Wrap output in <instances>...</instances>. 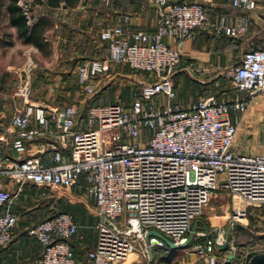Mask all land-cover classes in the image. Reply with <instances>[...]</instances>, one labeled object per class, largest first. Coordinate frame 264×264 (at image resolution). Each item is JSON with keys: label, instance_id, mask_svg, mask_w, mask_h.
<instances>
[{"label": "built area", "instance_id": "1", "mask_svg": "<svg viewBox=\"0 0 264 264\" xmlns=\"http://www.w3.org/2000/svg\"><path fill=\"white\" fill-rule=\"evenodd\" d=\"M102 1L109 5L114 0ZM147 1L157 10L153 33L106 26L100 32L106 56L83 61L76 71L77 84L89 98L101 89L93 81L113 64L132 73H147L149 80L141 84L139 96L128 106L115 102L58 111L30 104L34 62L26 60L16 90L26 105L10 119L16 131L11 142L16 159L8 161L9 142L0 139V161L8 162L0 166V206L10 201L2 178L76 189L93 200L97 215L96 243L86 254L90 264H124L133 254L148 264L154 249L167 247L155 236L146 238L149 231L181 244L209 200L224 194L231 202L230 220L218 227L205 224L208 231L197 230L182 264H230L239 250L232 238L235 230L226 240L228 230L234 224L244 227L241 221L247 208L264 206V153L234 149L240 115L256 96L264 95V44L243 52L239 62L222 73L237 94L245 97L229 102L207 97L178 104L174 76L184 42L194 39L199 30L216 37H240L248 30V19L240 16L233 23L222 15L211 23L208 10L195 0ZM19 5L30 21L28 4L20 1ZM231 6L252 11L256 2L231 0ZM159 97L161 103L156 102ZM230 112L235 113L233 119ZM37 142L45 143L53 153L54 165L26 157L29 146ZM17 222L8 209L0 216V248L11 241ZM77 230L68 213H57L29 228L27 235L42 246L32 264H76L67 239ZM200 236L203 243L194 244Z\"/></svg>", "mask_w": 264, "mask_h": 264}, {"label": "crops", "instance_id": "2", "mask_svg": "<svg viewBox=\"0 0 264 264\" xmlns=\"http://www.w3.org/2000/svg\"><path fill=\"white\" fill-rule=\"evenodd\" d=\"M116 1L122 5L118 6L114 1L106 5L102 0H78L72 6H67L64 2H59L55 7L48 6L44 1L34 4L37 9L33 18L44 25L41 37L52 50L50 55H53L57 61L59 76L55 77H51L49 70L39 71L41 70L39 60H42L46 54L33 44L23 43L18 37V29L10 24V15L6 10L10 1L2 2L3 6H0V139L9 142L6 149L9 162L18 156L11 147L16 131L10 127V119L16 111L26 105L25 101L16 95V90L22 77L21 69L28 58L34 62V67L30 75V94L27 102L48 110L62 111L67 106L76 107L74 101L77 93L69 82L70 71L73 69L72 73H75L74 68L76 67L77 71L83 61L106 56V45L100 39V32L104 27L121 25L129 32L155 31L157 10L151 3L147 0ZM195 1L208 10L211 23H215L222 15L230 17L233 23L238 17L244 16L248 19V30L238 38L216 37L210 31L199 30L195 32L194 39L184 42V54L174 76L175 102L181 105L216 95L218 91L215 88L219 87L220 77H224L223 71L237 64L244 51L264 44V0H255L256 7L252 11L233 8L231 0ZM125 16L128 17L127 21L122 20ZM167 43L175 45L172 41ZM66 67H70L68 73L64 71ZM191 68L199 69L200 72L190 71ZM180 75L183 77L179 81ZM74 78L77 82L76 74ZM185 80L189 81L187 95L179 90V84H183ZM52 82H54L53 86H45ZM104 88L103 86L102 95L107 92ZM102 95L97 97L96 102L102 99ZM237 96L243 98L245 94L240 93ZM214 98L225 102L233 100L229 96L222 100V95ZM260 107L264 109V95L253 99L244 116L245 121L240 122L237 132L248 134L256 131L258 126L263 128L264 125H260L261 117L256 116L254 112ZM234 115L233 112L229 114L231 119ZM249 127L253 129L249 130ZM256 140L255 135L248 140L251 143L244 141L237 143L235 138L234 149L248 154L264 153L262 136L260 143H255ZM26 157L36 158L45 166L55 164L53 153L42 142L31 144ZM6 163H8L6 160L0 161V166L4 168ZM2 182L10 195V201L8 205L0 206V216L8 209L18 217V222L11 241L0 248V264H32L40 255L42 246L27 235V230L57 213L70 214L78 226L76 235L67 239L74 252L76 264H90L86 254L95 246L97 237L95 230L97 215L91 198L83 194L82 203L75 202L68 209L69 211L55 212L54 205L57 200L51 194V190L55 188L18 184L8 178H2ZM235 234L236 229L232 234L234 243ZM238 250L236 259L230 264H248L255 255H264V240L251 242ZM176 252L172 251L169 254L171 256ZM169 257L167 259L165 257L164 260H168Z\"/></svg>", "mask_w": 264, "mask_h": 264}, {"label": "rangeland", "instance_id": "3", "mask_svg": "<svg viewBox=\"0 0 264 264\" xmlns=\"http://www.w3.org/2000/svg\"><path fill=\"white\" fill-rule=\"evenodd\" d=\"M6 2L7 0H0V6H3L2 2ZM21 3L24 5L27 3L28 10L30 15L33 17L35 13V9H37L32 2L33 0H19L18 4ZM114 3L118 6H121L122 4L116 0H114ZM238 38V37H237ZM52 50L47 47L45 49L46 54L42 60H39V70L40 72L43 71V69L49 70L48 73L51 75V77L59 76V70L57 68V61L56 58L53 57V55H50ZM114 66H110L108 71L99 76L98 79L94 80L93 83L98 82V89L101 88L98 93L93 96L92 98H89L86 96L82 89L77 84L74 76L76 74V67L74 68L75 73H72V70L70 71V67H66L64 71L68 73V71L71 72V78H70V85L75 87L77 98L74 101V104L76 103V108L81 111L85 110V108L88 105H92L97 97L99 95H102V88L105 87L107 92L103 94L102 99H98L95 103L96 105L101 104H109V103H115L119 102L124 106H128L132 103L134 99H136L139 96L141 84L143 82H146L149 80V75L145 73H132L130 72L125 66L121 64H113ZM58 72V73H57ZM183 76H179L178 80L182 79ZM189 81L185 80L183 84H179V90L183 92V94L187 95L188 92V85ZM54 82L49 83V85L45 84V86H53ZM218 86L215 88L217 92L216 95H212L213 97L222 95V100H225L228 96L232 99H234L237 96V93L235 92L233 86L231 85L230 81L225 79L224 77H220L218 81ZM44 87V86H43ZM47 87V88H48ZM263 96V95H258ZM256 96V97H258ZM255 97V98H256ZM158 103L162 102V98L159 97ZM256 116L261 117V124L264 125V109L259 108L256 111ZM249 113V111L247 112ZM245 114L240 115L241 123L245 121ZM255 116V117H256ZM248 120V118L246 119ZM249 130L253 129V127H249ZM264 132V126L263 128H260L259 126L256 127V131L253 133H244V132H237L236 135V142L238 143H251V138L256 137L255 143H260L261 136ZM244 141V142H243ZM254 141V140H253ZM254 143V142H252ZM51 194L55 197L57 202L55 203V212L59 211H69L68 209L71 208V206L75 203H82V199L84 198L83 193L78 192L76 189H63V188H55L54 190H51ZM78 199V200H77ZM231 218V202L229 198L224 194L215 195L212 197L209 202L206 204V206L203 209L202 215L198 218V220L203 221L208 227H218L225 225ZM241 224L244 225V227H248L250 230H252V233H255V240L252 241L254 243L255 241H258V238H264V209L263 207L255 208V207H249L246 211V216L244 217V220L241 221ZM247 236V235H246ZM262 236V237H261ZM246 239V238H245ZM204 237L200 236L195 241L196 243H203ZM171 249L168 247L162 248V249H154L153 250V259L148 264H182V262L185 260V257L187 253H189V248H184L180 250H176L177 252L174 255L169 254ZM170 256V257H169ZM166 257V258H165ZM168 260H164L167 259ZM185 262V261H184ZM147 261L141 258L137 254H133L130 258V260L124 264H146Z\"/></svg>", "mask_w": 264, "mask_h": 264}, {"label": "trees", "instance_id": "4", "mask_svg": "<svg viewBox=\"0 0 264 264\" xmlns=\"http://www.w3.org/2000/svg\"><path fill=\"white\" fill-rule=\"evenodd\" d=\"M9 1L10 2L6 7V10L10 15V24L18 29V37L23 41V43L33 44L36 48H38L39 51L45 53V49L47 48V43L41 37V32L44 25H42L39 20H35L31 15H30L31 20L29 21L22 7L18 4L19 0H9ZM33 1H34L32 2L33 5L41 3L40 0H33ZM77 1L78 0H44V3H46L50 7L58 6L59 2H64L67 6H72ZM252 49H256V48H252ZM137 73H143V72H137ZM95 103L96 101L93 104ZM254 235L255 233H252V230H250L249 228L246 229H244L243 227L237 228L235 234L236 246L239 249L245 247L247 244L251 243L253 240L256 239L253 238ZM258 240H264V238L263 237L258 238ZM248 264H264V255H255L254 257L251 258Z\"/></svg>", "mask_w": 264, "mask_h": 264}, {"label": "water", "instance_id": "5", "mask_svg": "<svg viewBox=\"0 0 264 264\" xmlns=\"http://www.w3.org/2000/svg\"><path fill=\"white\" fill-rule=\"evenodd\" d=\"M242 228L243 226L240 225V224H234L229 230H228V233H227V236H226V240L229 241L231 239V233L233 230L237 229V228ZM199 229H202L204 231H208V227L201 221L197 220L194 222V224L192 225V228H191V232L190 234L188 235V237L186 238V240L181 243V244H175L173 242H171L170 240L166 239L164 236H162L161 234H159L158 232H155V231H149L146 235V238H148L149 236H155L157 238H159L160 240H162L166 246L171 249L172 251H176V250H180V249H184V248H188L189 245L191 244L192 240H193V237H194V233L199 230ZM210 237H212L210 235ZM226 247V244L222 245L219 247V249H224Z\"/></svg>", "mask_w": 264, "mask_h": 264}]
</instances>
